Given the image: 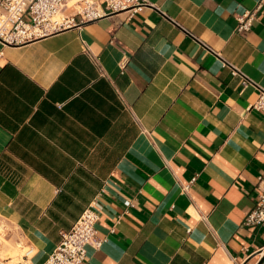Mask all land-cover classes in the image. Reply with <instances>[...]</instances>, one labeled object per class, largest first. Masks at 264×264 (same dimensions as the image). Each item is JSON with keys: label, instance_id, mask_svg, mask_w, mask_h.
I'll use <instances>...</instances> for the list:
<instances>
[{"label": "crops", "instance_id": "1", "mask_svg": "<svg viewBox=\"0 0 264 264\" xmlns=\"http://www.w3.org/2000/svg\"><path fill=\"white\" fill-rule=\"evenodd\" d=\"M145 1L0 44V264H45L94 201L85 264L262 258L245 222L264 191V3Z\"/></svg>", "mask_w": 264, "mask_h": 264}, {"label": "built area", "instance_id": "2", "mask_svg": "<svg viewBox=\"0 0 264 264\" xmlns=\"http://www.w3.org/2000/svg\"><path fill=\"white\" fill-rule=\"evenodd\" d=\"M97 1H102L99 4ZM71 0H0V44L3 47H18L35 42L63 30L97 21L114 13L127 12L135 16L147 7L145 0H80L73 14H67ZM264 3H260L258 8ZM255 12H247L238 18L237 32L250 31L255 19ZM80 19V21L77 20ZM4 57L0 51V61ZM125 64H122L124 68ZM235 76L239 73L234 72ZM245 86L248 82L245 80ZM250 109L264 114V91ZM190 187L185 188V192ZM98 201L92 202L84 211L74 227L61 235V242L48 257L45 264H85L87 249H100L103 241L96 228L99 215L96 209ZM245 225L258 228L264 226V191L258 195L255 209L249 214ZM33 254L31 248L25 251L27 259Z\"/></svg>", "mask_w": 264, "mask_h": 264}, {"label": "water", "instance_id": "3", "mask_svg": "<svg viewBox=\"0 0 264 264\" xmlns=\"http://www.w3.org/2000/svg\"><path fill=\"white\" fill-rule=\"evenodd\" d=\"M263 253V256H262V258L260 259V261L258 262V264H263L264 263V252H262Z\"/></svg>", "mask_w": 264, "mask_h": 264}, {"label": "bare ground", "instance_id": "4", "mask_svg": "<svg viewBox=\"0 0 264 264\" xmlns=\"http://www.w3.org/2000/svg\"><path fill=\"white\" fill-rule=\"evenodd\" d=\"M17 248H18V247H17ZM15 249H16V248H15ZM15 249H14V250H15ZM16 250H17V249H16ZM19 250H20V249H19ZM13 253H15V251H13ZM13 263L15 264V263H16V261H14Z\"/></svg>", "mask_w": 264, "mask_h": 264}]
</instances>
